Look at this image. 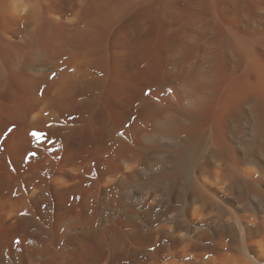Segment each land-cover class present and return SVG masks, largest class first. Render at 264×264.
I'll return each instance as SVG.
<instances>
[{
    "label": "bare ground",
    "instance_id": "bare-ground-1",
    "mask_svg": "<svg viewBox=\"0 0 264 264\" xmlns=\"http://www.w3.org/2000/svg\"><path fill=\"white\" fill-rule=\"evenodd\" d=\"M0 264H264V0H0Z\"/></svg>",
    "mask_w": 264,
    "mask_h": 264
}]
</instances>
